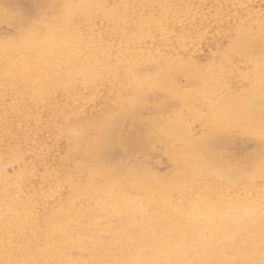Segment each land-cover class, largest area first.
I'll return each instance as SVG.
<instances>
[{"label": "bare ground", "instance_id": "obj_1", "mask_svg": "<svg viewBox=\"0 0 264 264\" xmlns=\"http://www.w3.org/2000/svg\"><path fill=\"white\" fill-rule=\"evenodd\" d=\"M56 1L24 0L25 4L34 10L28 23L40 24L44 21L47 9ZM146 2V8L141 11L139 9L136 19L127 22L124 36L120 34L110 36L105 33L106 31L98 33L99 35L81 31L79 35L71 38L60 36L45 47V57L35 62L28 58L19 46L10 47L7 40H4L6 35L4 37L0 35V92L2 90L13 92L14 87H22V92L18 95L24 99V102L15 100L12 112L25 127L24 131H17V134H20L19 138L23 139L13 143L8 154L0 152V241L5 242L2 246V262L12 259L13 248L24 247L27 243L41 249V260L50 258L54 254L51 251L54 245L58 243L62 245L68 236L86 225L93 212L91 204L95 203L104 211L112 210L123 214L127 223L137 226L154 227L163 219L173 218V226L179 236V248L181 246L182 248L169 251L162 264H264V178L257 177L233 185L229 177L221 179L211 175L206 178L204 166L193 168L188 164L193 169L186 175L173 177L171 184L175 191L166 192L164 189L157 190L147 183L128 187L110 184L105 187L103 184L93 182L90 171L84 166L93 159L90 153L82 150L81 145L86 143L88 135L93 133L98 125L107 121L110 136L116 134L119 139L118 125L121 116L125 115H121L120 98L126 92L127 86L125 87L123 81L127 73L126 69L131 65L139 68L167 62L186 64V67L188 64L201 65L205 69L213 70L212 79L218 94L235 103L245 105L257 93L259 96H264V86L254 88L250 81L247 82L241 75L236 74V70L230 72L223 67L224 56L230 57L232 63L235 62L232 46L240 27L248 28L255 35L264 37V0H203L201 2L146 0ZM0 14L2 15V12ZM57 18L54 16L53 20ZM9 35L12 36L11 33ZM93 46L102 47L94 54L89 51ZM205 46L207 53L201 55ZM106 48L109 50L106 51ZM245 66L242 64L241 68ZM74 69H78L77 73L68 76L66 72ZM86 78L92 81L83 83ZM68 79L70 84L66 82ZM206 85L209 87L208 83ZM38 104H44L43 108L38 109ZM188 104L198 109L202 114L201 122L208 126L207 128H212L213 118H210L212 109L209 103L202 98L192 97L188 100ZM124 106L127 108L126 105ZM183 106L182 108L186 107ZM17 130L20 128L17 127ZM143 135L145 136L144 132ZM41 136L44 138H40ZM112 144L113 141L110 146ZM249 145L248 147H251V144ZM229 147L226 148L231 150ZM259 147L262 149V145ZM141 155L142 153L139 156ZM116 160L115 158L114 161L118 162ZM37 163L42 164L38 166ZM76 187L79 189L76 190ZM170 209L175 211L174 215L170 213ZM57 212L60 213L59 216L56 215ZM226 213H230V217L238 218L244 225L240 233L244 239L243 247L239 249L234 243L236 233L233 226L215 229L216 216ZM204 220L207 221V225L197 232L194 238H188L190 231L199 227ZM56 226H60L59 232L53 230ZM220 231L223 233L220 234ZM188 243L193 245L192 249L189 248ZM243 254L251 258H244ZM134 263L153 264L146 256L141 259L125 257L122 261V264Z\"/></svg>", "mask_w": 264, "mask_h": 264}, {"label": "rangeland", "instance_id": "obj_2", "mask_svg": "<svg viewBox=\"0 0 264 264\" xmlns=\"http://www.w3.org/2000/svg\"><path fill=\"white\" fill-rule=\"evenodd\" d=\"M2 1L4 3H2ZM57 1L53 6L47 9L48 14L46 13L43 18L45 20L38 24L35 22L28 23L30 18L32 17V14L34 13V10H32L31 7L27 6L24 0H22V2L21 0H0V13L2 12V15L0 14V19L2 20H0V35H2L3 37L6 35L4 37V40H7V43L10 47L13 46L14 48L19 46L22 51H24V53L27 55V57H30V59L35 62L38 61L40 58L45 57V47L49 43H51V41L56 40V38L60 36L71 38L73 36L79 35L81 31H85L88 33L92 32L97 35H99L100 32L106 31L105 33L110 36L117 34H120V36H124V32L127 30V22L135 20L139 9L141 11L142 9L146 8L147 4L146 0H61V2L60 0ZM195 1L201 2L203 0ZM63 3L66 5L62 6ZM58 5L61 6L59 7ZM5 9L8 13H6ZM28 13H30L31 15ZM18 14H20L19 17ZM28 15H30V17ZM54 16H57L58 18L56 20H53ZM15 23L18 25H14ZM26 24L31 25L28 26ZM38 25H41L43 27ZM18 26L20 28H18ZM95 26H97V29L95 28ZM102 26L104 28H102ZM119 27L121 30L119 29ZM21 28L24 30H22ZM240 28L236 36L234 37V46H232L234 56L233 58L235 59V62L232 63L230 61V57L224 56L223 67H226V70L230 72L232 70H236V74H238L239 76L241 75V77L247 82L250 81L249 83H252L251 85L255 86L254 88L262 87L264 86V37H262V39L261 36L255 35L248 28ZM4 29L7 31H4ZM39 29H41V31ZM10 33L12 34V36L9 35ZM244 36L246 39L244 38ZM24 37L26 39H24ZM14 44L16 45L14 46ZM101 47L102 46H93L89 51L95 54L101 50ZM206 48L207 47L205 46V50L201 52V55H205L207 53ZM107 50L109 49L106 48V51ZM260 50L262 51V53ZM31 51H33L34 53ZM242 64H245L246 66L244 68H241ZM158 65L150 66L154 70L150 67L139 68L134 65H131V67H127V73H125L123 81L125 87L127 86L125 88L126 92L122 94V98H120V109L122 113L121 115L125 114L121 116L118 125V128L120 129V132L118 133L120 141L115 134V136L111 137L113 144L108 147L106 151L101 153L99 156L91 154L93 161L91 163L85 164L84 166L88 171H90L92 181L94 180L93 182L95 183L103 184L105 187L110 184L128 187L138 183H147L148 185L157 190L164 189L166 192H173L175 191V188L171 184V179L179 175H186L194 167H198L200 165L204 166L206 169V172L204 173V176L206 178L210 177L211 175H215L221 179L229 177L232 179L233 185L240 184L243 181L253 180L257 177L264 178V173H262V167H264V157L262 158L261 156L262 150H264V139H261L258 120V105L262 96H259V94L257 93L256 96L251 99L247 104L241 105L233 102L227 97L218 94L215 88V82L212 79L214 76L212 74L213 70L211 69H205L204 66L201 65L188 64L186 67V64L170 62L160 63ZM68 71L66 73L68 76L71 77L73 73H77L78 69ZM169 76L171 78H169ZM134 77L135 79H133ZM204 79L207 80L205 81ZM91 81V79L86 78L83 83H89ZM66 82L69 83V79L66 80ZM176 83H178L179 85ZM207 83L209 84V87L208 85H206ZM21 92V86L14 87L13 92H9L6 90H2L0 92V152L4 153L5 155L10 152V148L12 147L13 143H17L23 139L19 138L20 134L18 135L17 131H24L25 127L23 126L22 121L16 118V116L12 112L15 100L24 102V99H22V97L18 95V93ZM157 95H159L160 97ZM192 97L202 98L204 99V101L209 103L212 109L210 116V118H213L211 121L212 128H207L208 126L204 125L201 122V112L193 106H191V108L188 104V100ZM153 100H155L154 102L157 103L155 104ZM253 100L256 101L257 104V108L255 109L256 120L250 121L249 106ZM123 104L126 105L127 108ZM178 104L180 107L178 106ZM183 105H185L186 107ZM43 106L44 104L37 105L38 109H42ZM182 106L185 108H182ZM122 122H125L124 125H122ZM245 126L246 128H244ZM17 127H19L20 130H17ZM121 128L123 130H121ZM167 128L169 130H167ZM143 132L145 136L143 135ZM141 134L143 135V137ZM136 135L137 137H139V139L144 137H146L147 139L144 138L139 140ZM192 135L193 137H191ZM40 138H44V136H41ZM159 138L161 139V141ZM226 141L228 142V144H223L224 142L227 143ZM133 142L135 144H132ZM236 142L238 144H236ZM241 142L242 144H239ZM123 143H125V145ZM248 143L251 144V147H248L250 146ZM231 145H234L235 147H232ZM259 145H262V149L259 147ZM221 146L223 148H221ZM131 147H133L134 149ZM135 147L138 149H136ZM226 147H229L231 150ZM257 148L260 150H258ZM118 149L120 153L118 152ZM250 149L253 152H251ZM127 150H129L130 152ZM134 153L138 154V156ZM140 153H142L141 156H139ZM125 155L130 156L125 157ZM151 155L153 157H151ZM122 157L125 158L123 159ZM230 157L232 159H230ZM250 157H253V159H251ZM255 157L259 158L255 160ZM115 158L118 160V162L114 161ZM237 158L239 163L237 162ZM242 159L243 161H239ZM125 161L126 163L124 164ZM216 161H218L219 164ZM248 162L250 165L247 166ZM37 164L38 166H41L42 163ZM188 164L192 165L193 168ZM253 166L254 168H252ZM121 173L123 174V176ZM130 175H137L136 177H138V179H129ZM78 189L79 188L76 187V190ZM91 211L93 212H91V218L89 219L90 222L88 221L86 225H83L84 229L82 227L78 230V232L72 233L74 234H71L73 240L70 235L68 236L69 239L67 238L68 241L66 240L64 243H62V245L61 243L56 244V246L54 245L51 249L54 254L50 258L47 257V259L44 258L43 260H41V249L39 247L33 246L31 243H27L26 245H24V247L22 246L21 248H13L11 250V255H13L11 256L12 259L8 262H2V246L5 245V242L0 241V263L97 264L103 262L104 264H122V261L125 257L141 259L142 257L146 256L147 259H151L153 264H162L165 261L167 253H169V251L171 252L182 248V246L181 248H179V236L176 230L174 229L173 218L169 220L163 219L159 222V224L155 225L154 227H148L129 224L124 220L125 216L123 214L115 213L112 210L104 211L95 203L91 204ZM57 213L56 215L59 216L60 213ZM170 213L174 215L175 211L173 209H170ZM202 222L203 223H201L200 225L201 227L199 226L196 229L190 231V234H188V238H194L195 234L197 232H200L201 229L207 225L206 220ZM229 226L234 227L236 233V240L234 243L235 245H237V249L243 247L244 239L240 236L242 229H244V225H242V222L238 218L236 219L235 217H230V213H226V215L221 214L216 216L215 229L218 230L221 227ZM53 230L59 232L60 226H56ZM222 233L223 232L220 231V234ZM188 244L189 248L192 249L193 245L191 243ZM54 248L56 251L54 250ZM242 257L251 258L249 255L245 254H243Z\"/></svg>", "mask_w": 264, "mask_h": 264}, {"label": "snow or ice", "instance_id": "obj_3", "mask_svg": "<svg viewBox=\"0 0 264 264\" xmlns=\"http://www.w3.org/2000/svg\"><path fill=\"white\" fill-rule=\"evenodd\" d=\"M257 108L256 101H252L249 106L250 112V121L256 120V112ZM259 127H260V135L261 139H264V96L261 97L259 101ZM111 118H109L110 120ZM112 143V138L109 133V125L108 122L105 121L97 126L96 130L93 133H90L87 137V141L85 144L81 145L83 151L95 154L99 156L101 153L107 150V148ZM262 157H264V150H262ZM262 173H264V167H262ZM129 179H138L136 176H129Z\"/></svg>", "mask_w": 264, "mask_h": 264}]
</instances>
